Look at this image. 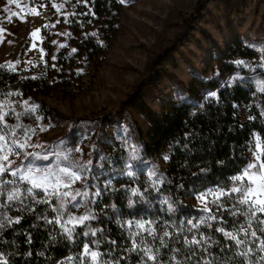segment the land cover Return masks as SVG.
Instances as JSON below:
<instances>
[{"label":"trees","instance_id":"1","mask_svg":"<svg viewBox=\"0 0 264 264\" xmlns=\"http://www.w3.org/2000/svg\"><path fill=\"white\" fill-rule=\"evenodd\" d=\"M205 1L200 0L193 16ZM43 3L55 24L67 29L64 47L60 45L52 56L44 58L35 73L13 69L0 60V114L4 123L13 126L8 136L9 141H16L12 147L19 155L25 154L22 160L18 155L9 157L14 162L11 166L21 170L29 164L43 167V161L57 163L58 157L67 163L83 164L73 156L72 143L76 130L92 119L81 117L72 125L70 117L42 96L59 91L74 97L82 91L88 70L105 63L106 54L124 27L121 0ZM26 46L22 45L21 53ZM208 68V75L205 70L188 86L181 84V95L167 99L160 112L143 99L145 85H138L128 103L141 109L150 128L147 132L135 128L137 147L124 136L95 144L91 156L86 157L91 164L82 165L89 179L95 181L85 185L88 196L83 204L89 219L83 224L69 222L70 216L56 196L47 203L38 202L45 198L40 189L19 201L8 202L6 196H0V205H7L0 207V264H89L90 258L83 252L85 244L103 253L91 264H264L263 213L256 212L254 218L250 213L245 215L248 206L239 203V193L222 196L217 203L212 202L214 197L209 211L190 201L208 188L228 192L240 186L242 182L230 178L247 164V149L255 133L264 150V81L258 83L264 80L263 50L234 37L224 48L219 47L218 54L206 63ZM224 73L233 74L232 81L224 79ZM213 92L215 96L210 95ZM33 106L35 111H30ZM53 118L67 120L69 131L51 140L48 147L35 148ZM95 132L96 139L105 134L103 129ZM19 144L25 146L20 148ZM167 146V165L152 164L149 168L147 164L154 163ZM0 181L16 182L0 183L5 193L14 187L22 192L31 187L19 176L7 173ZM94 186L98 188L95 197ZM133 188L142 195H132ZM138 223L144 227H138ZM241 226L247 235L237 232ZM219 228L244 243L236 245ZM65 229H74L71 236ZM193 238L201 243H186ZM148 249L152 251L146 255Z\"/></svg>","mask_w":264,"mask_h":264},{"label":"rangeland","instance_id":"2","mask_svg":"<svg viewBox=\"0 0 264 264\" xmlns=\"http://www.w3.org/2000/svg\"><path fill=\"white\" fill-rule=\"evenodd\" d=\"M199 2L123 0L122 32L106 54L105 63L88 70L83 90L74 97L64 96L59 91L42 96L48 104L70 117L72 125L81 117L92 119L74 134L72 151L73 156L80 158L79 162L86 165V157L91 156L96 143L107 144L116 136L130 139L137 147L139 139L135 128L140 127L144 132L150 128L141 109L128 103L139 84L146 87L145 102L160 112L167 99L181 95V84L188 86L205 70L207 75L210 73L211 68L206 69V63L218 54L219 47L224 48L234 37H242L259 47L264 55V0H206L200 12L193 16ZM66 33L65 27L51 19L43 0H0V60L11 68L35 73L41 69L43 59L52 56L56 48L66 42ZM24 43L27 46L21 53ZM222 77L232 81L234 75L224 73ZM263 81L261 78L258 83L263 84ZM51 121L35 148L48 147L51 140L70 129L67 120L53 118ZM97 129L105 132L99 139L95 137ZM253 143H258L259 150H263V142L255 133L247 149V163L252 158ZM169 155L167 146L158 153L154 163L149 162L147 166H166ZM24 158L25 154L18 155V159ZM75 163L58 157L57 163L43 161L42 164L43 167L57 164L70 167L82 177L70 187L61 188L72 195L81 193L75 202L71 201V196L64 197L63 208L67 215L78 218L86 214L85 185L95 181L89 179L83 164ZM209 189L216 190L208 188L190 197V201L198 207H204L205 203L209 207L215 197ZM93 191L95 197L98 188L94 186ZM201 193L207 194L204 201L198 198Z\"/></svg>","mask_w":264,"mask_h":264},{"label":"snow or ice","instance_id":"3","mask_svg":"<svg viewBox=\"0 0 264 264\" xmlns=\"http://www.w3.org/2000/svg\"><path fill=\"white\" fill-rule=\"evenodd\" d=\"M121 2H123V0H121ZM33 35H35V32L33 33ZM91 35L95 36L96 33H91ZM61 47L64 46L61 45ZM72 51L75 52L76 49H73ZM236 63L242 64L244 62L236 61ZM261 90L264 91V89ZM210 95L215 96L216 93L213 92L210 93ZM35 109L36 106H33L30 111H35ZM15 127L18 128L20 127V125H16ZM12 128L13 126L4 123V115L0 114V177H3L6 173L12 176H19L20 180L26 181L31 185V187H27L24 192H22L19 187H14L6 193L3 191V189H0V196H6L8 202L19 201L22 199L23 195H34V190L40 189L44 193L45 198L43 201L38 202L47 203L48 199L51 196H57L61 198V208L64 207V197L71 196V201L75 202L76 196L81 195V193L77 192L76 195H72L70 192L61 191L62 187L68 188L72 183H75V181L82 179L78 172L74 171L72 168L61 167L59 164H57L55 167H33L32 164H29L26 168L21 170L20 167L13 168L11 166L14 162L11 161L9 157L13 155H19V153L16 152L15 148L12 147L13 144H16V141H9L8 139ZM6 129L8 131H5ZM24 146V144H19L20 148H23ZM252 148V158L245 165L240 174L230 178L233 181L242 182L240 186L233 187L228 192H226L223 188H217L215 191L209 189V193L216 197V200L212 201L213 203H217L219 198L222 196L231 195V193H239V203L248 206V212L245 213V215H248L250 213L254 218L256 212L264 213V199H261V197H264V159H262V156H264V150H259L260 145L258 143H253ZM37 158L46 159L47 157ZM166 158L167 157H165V159ZM88 164H91V161H89ZM129 175H131V173H129ZM0 183L7 185L9 183L15 184L16 182L0 181ZM131 192L132 195H142V193H140V190L137 188H133ZM83 195H87V193H83ZM206 195L207 194L205 193H201L200 197L198 198L204 201L206 199ZM129 203L131 204V201H129ZM6 206L7 205H0V207ZM204 211H209L206 203L204 206ZM87 219H89L88 216H81L78 218L70 216L69 222L75 221L76 223L83 224ZM209 219H215V217H209ZM201 222L203 223L205 221L202 220ZM189 223H191V221H189ZM137 226L140 228L144 227L142 223H138ZM192 227L198 228L199 225L192 224ZM73 230L74 229H65L69 236H71ZM218 231L234 241L236 245L244 243V241L238 239L237 235H234L232 232H226L224 228H219ZM240 231H244L247 235V230L243 226L237 229V232ZM84 235H88V233H84ZM165 235H168V233H165ZM251 235L255 237L256 232L253 231ZM186 243L199 245L201 241L193 238V240L186 241ZM261 245L262 250H264V240L261 241ZM151 251V249H148L146 251V255L151 253ZM83 252L87 257L90 258L89 264H91L92 261H96L98 256H103V253L101 252L90 251L88 244H85L83 246ZM245 254L246 253H242V255ZM149 258L153 260L156 259L155 256H150ZM69 259H71V257H69ZM104 264H107V262L105 261ZM177 264H181V262L178 261Z\"/></svg>","mask_w":264,"mask_h":264}]
</instances>
